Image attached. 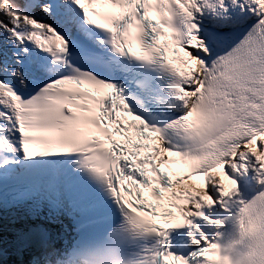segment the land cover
<instances>
[{
  "label": "snow or ice",
  "instance_id": "1",
  "mask_svg": "<svg viewBox=\"0 0 264 264\" xmlns=\"http://www.w3.org/2000/svg\"><path fill=\"white\" fill-rule=\"evenodd\" d=\"M245 193L264 215V0H0V262L115 264L77 246L104 233L227 264Z\"/></svg>",
  "mask_w": 264,
  "mask_h": 264
},
{
  "label": "clouds",
  "instance_id": "2",
  "mask_svg": "<svg viewBox=\"0 0 264 264\" xmlns=\"http://www.w3.org/2000/svg\"><path fill=\"white\" fill-rule=\"evenodd\" d=\"M243 197L249 214L235 213L217 243L221 254L227 258V264H264V215L257 216L252 208L255 196L245 193ZM77 246L86 252H112L115 264H131L128 257L134 251L129 245L117 243L104 233L82 234ZM49 251L52 253V264H56L55 249L50 246Z\"/></svg>",
  "mask_w": 264,
  "mask_h": 264
},
{
  "label": "rangeland",
  "instance_id": "3",
  "mask_svg": "<svg viewBox=\"0 0 264 264\" xmlns=\"http://www.w3.org/2000/svg\"><path fill=\"white\" fill-rule=\"evenodd\" d=\"M11 259H15V257H11ZM24 259H25V262H26L29 258L27 259V257L25 256ZM1 264H3V263H1Z\"/></svg>",
  "mask_w": 264,
  "mask_h": 264
},
{
  "label": "bare ground",
  "instance_id": "4",
  "mask_svg": "<svg viewBox=\"0 0 264 264\" xmlns=\"http://www.w3.org/2000/svg\"><path fill=\"white\" fill-rule=\"evenodd\" d=\"M27 258H29V257H27ZM1 264V263H0Z\"/></svg>",
  "mask_w": 264,
  "mask_h": 264
}]
</instances>
